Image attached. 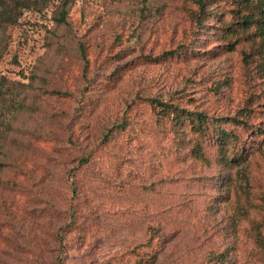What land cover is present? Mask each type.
<instances>
[{"label":"rangeland","instance_id":"1","mask_svg":"<svg viewBox=\"0 0 264 264\" xmlns=\"http://www.w3.org/2000/svg\"><path fill=\"white\" fill-rule=\"evenodd\" d=\"M0 264H264V0H0Z\"/></svg>","mask_w":264,"mask_h":264},{"label":"trees","instance_id":"2","mask_svg":"<svg viewBox=\"0 0 264 264\" xmlns=\"http://www.w3.org/2000/svg\"><path fill=\"white\" fill-rule=\"evenodd\" d=\"M198 3L200 2L201 3V0H196Z\"/></svg>","mask_w":264,"mask_h":264}]
</instances>
